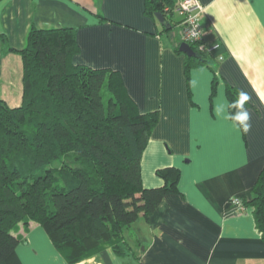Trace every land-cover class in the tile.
I'll list each match as a JSON object with an SVG mask.
<instances>
[{
  "label": "crops",
  "instance_id": "crops-1",
  "mask_svg": "<svg viewBox=\"0 0 264 264\" xmlns=\"http://www.w3.org/2000/svg\"><path fill=\"white\" fill-rule=\"evenodd\" d=\"M145 1L0 0V99L22 104L17 51L33 26L76 29L75 63L118 71L140 112H159L142 158L144 188L164 186L160 169L181 171L179 193L126 229L121 253L105 247L78 264H264L254 208L230 204L250 198L264 168V0H199L205 42L219 48L189 74L195 57L177 51L181 17L168 15L177 30L165 32ZM240 90L251 97L246 134L217 114L229 91ZM16 234L22 264H71L39 224Z\"/></svg>",
  "mask_w": 264,
  "mask_h": 264
},
{
  "label": "trees",
  "instance_id": "trees-1",
  "mask_svg": "<svg viewBox=\"0 0 264 264\" xmlns=\"http://www.w3.org/2000/svg\"><path fill=\"white\" fill-rule=\"evenodd\" d=\"M176 5L146 0L145 13L170 18L165 8ZM17 52L22 104L11 107L0 99V264H22L16 230L31 223L44 228L71 264L105 247L121 253L126 229L179 193L175 167L157 171L160 188L146 189L142 182V158L159 112H140L118 71L76 64V29L33 26ZM206 55L187 58V74ZM228 96L233 101L238 94ZM243 202L254 208L264 240V168Z\"/></svg>",
  "mask_w": 264,
  "mask_h": 264
},
{
  "label": "built area",
  "instance_id": "built-area-1",
  "mask_svg": "<svg viewBox=\"0 0 264 264\" xmlns=\"http://www.w3.org/2000/svg\"><path fill=\"white\" fill-rule=\"evenodd\" d=\"M167 14L177 13L181 17L180 38L181 44H188L195 52L213 54L219 48L218 44L209 45L205 42V28L202 23L204 6L199 0H178L174 9L165 8ZM222 59V57H220ZM232 207L243 211L246 206L241 198L235 197L230 201Z\"/></svg>",
  "mask_w": 264,
  "mask_h": 264
},
{
  "label": "clouds",
  "instance_id": "clouds-1",
  "mask_svg": "<svg viewBox=\"0 0 264 264\" xmlns=\"http://www.w3.org/2000/svg\"><path fill=\"white\" fill-rule=\"evenodd\" d=\"M251 100L248 92L240 90L238 96L233 101H225L218 109V115L231 123L237 131L248 133L251 130V113L245 105Z\"/></svg>",
  "mask_w": 264,
  "mask_h": 264
},
{
  "label": "water",
  "instance_id": "water-1",
  "mask_svg": "<svg viewBox=\"0 0 264 264\" xmlns=\"http://www.w3.org/2000/svg\"><path fill=\"white\" fill-rule=\"evenodd\" d=\"M156 18L162 25H165L168 29H170V25L167 23L164 14L157 13ZM179 49L188 57H196V52L186 43H182Z\"/></svg>",
  "mask_w": 264,
  "mask_h": 264
},
{
  "label": "rangeland",
  "instance_id": "rangeland-1",
  "mask_svg": "<svg viewBox=\"0 0 264 264\" xmlns=\"http://www.w3.org/2000/svg\"><path fill=\"white\" fill-rule=\"evenodd\" d=\"M170 19H171V18H169L168 21H169V22H172V23L174 24V21H171ZM176 30H177V28H176V27H173L172 31L174 32V31H176ZM19 106H20V105H19ZM33 252H34V250H33ZM34 254H35V252H34Z\"/></svg>",
  "mask_w": 264,
  "mask_h": 264
}]
</instances>
